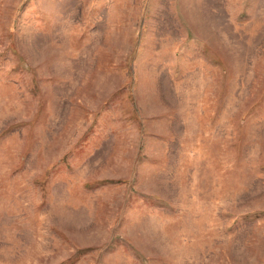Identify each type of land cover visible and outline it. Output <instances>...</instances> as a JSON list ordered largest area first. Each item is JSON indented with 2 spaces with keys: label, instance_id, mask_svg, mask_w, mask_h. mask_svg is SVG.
<instances>
[{
  "label": "rangeland",
  "instance_id": "obj_1",
  "mask_svg": "<svg viewBox=\"0 0 264 264\" xmlns=\"http://www.w3.org/2000/svg\"><path fill=\"white\" fill-rule=\"evenodd\" d=\"M0 264H264V0H0Z\"/></svg>",
  "mask_w": 264,
  "mask_h": 264
}]
</instances>
